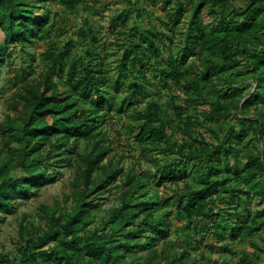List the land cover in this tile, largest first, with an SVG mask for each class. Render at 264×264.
I'll return each mask as SVG.
<instances>
[{
	"label": "trees",
	"instance_id": "obj_1",
	"mask_svg": "<svg viewBox=\"0 0 264 264\" xmlns=\"http://www.w3.org/2000/svg\"><path fill=\"white\" fill-rule=\"evenodd\" d=\"M57 1L69 6L78 2L0 0V68L12 54L11 44L23 45L35 38L47 42L44 56L49 59V68L38 79L22 76L14 100L17 114L8 115L0 128L4 133L14 132L2 140L0 208L11 211L13 201L36 196L52 179L49 167L64 159L58 155L76 151L82 141L89 144L81 156L80 172L87 183L75 193L76 206L67 214L50 216L56 226H22L18 255L13 259L1 255L0 263L259 261V252L236 251L232 242H248L264 250L255 237L264 241V0H189L191 13L178 38L153 22L139 24L137 19L149 12L139 7L135 23L128 29L123 23L118 31L121 37L115 45L120 56L114 68L87 47L83 67L67 74V60L79 40L70 39L62 46L50 38L52 28L57 27L50 4ZM93 7H86L87 13ZM185 13L183 0H175L174 22L183 21ZM92 32L90 25L82 28L81 40L86 42ZM191 55L193 63L188 61ZM174 85L183 100L174 104V117L164 118L167 107L160 98ZM119 97L127 102L119 105ZM128 106H132L128 138L150 154L156 185H178L171 187L170 194L160 195L153 182H144L133 166L120 167L121 157L115 165L111 159V167H104L101 179L91 186L93 173L111 150L106 126ZM192 106L194 110L202 106L212 139L192 128ZM174 121L187 135L181 141L173 137ZM43 141L50 144L46 152ZM155 151L159 154L154 155ZM16 167L25 173L13 175ZM112 184L117 205L101 217L95 229H86L93 218L92 208L98 205L86 198L111 191ZM173 217L183 222L177 228L182 239L175 242L180 254L168 243L161 251L157 248L170 235ZM192 250L199 252L197 260L190 258ZM219 251L238 259L227 262L211 256Z\"/></svg>",
	"mask_w": 264,
	"mask_h": 264
},
{
	"label": "rangeland",
	"instance_id": "obj_2",
	"mask_svg": "<svg viewBox=\"0 0 264 264\" xmlns=\"http://www.w3.org/2000/svg\"><path fill=\"white\" fill-rule=\"evenodd\" d=\"M183 2L187 8V13L183 15V21L175 23L174 18L171 16L175 0H78L75 5L70 6L57 1L50 4V16L57 26L52 28L50 38L52 40L55 39L62 46L70 39L79 40L77 42L79 44L78 47L74 48L67 60L66 74L74 69L83 67L85 64L84 60L87 57L83 50L87 47L99 52L107 67L112 69L116 66L117 57L120 56L118 46L115 45L116 38L121 37L118 31L123 28V23L126 24L127 29L135 23L136 15L134 12L137 8L142 7L149 11L143 13L137 19L139 24H151L153 22L166 34L175 35L178 38L179 30L183 29L187 15L191 13L190 1L183 0ZM92 6L94 7L91 13H87V8ZM118 15H122L124 18L118 19L116 17ZM89 25L93 28V32L88 36L87 41L84 42L81 40L80 31ZM163 38L169 40L168 36L164 35ZM96 39L99 41H96ZM156 40H160V38H156ZM159 47L161 48L163 45L160 44ZM46 48L47 42L37 38L23 45H10L12 54L6 57L0 68V128L5 123L8 115L15 117L17 114L14 100L17 97L19 88L22 87L24 79L22 76L25 75V79L29 81L36 80L49 68V59L44 56ZM192 55L189 57V63L194 62ZM18 72H21V76L17 78ZM148 73L151 75V69H149ZM55 78L57 79V76ZM179 94L178 87L175 85L172 89H168L167 92L162 94L160 99L167 107L166 110H163L164 118L175 116L173 106L183 100L182 97H179ZM125 101L127 102V99L123 97L118 98L119 105ZM132 106H128V110L122 112L121 117L115 116L107 124L106 131L111 143V150L101 163L100 168L93 173L91 186L96 185L101 179L104 167L108 166L111 159L115 165L121 157L120 167L125 170L128 166H133L135 172L143 175L144 182H153L160 195L170 194L172 193L171 187L176 188L178 185L170 184L168 188L163 187V185H156L157 181L152 179L155 164L148 158L150 154L143 152L140 146L134 142V139L128 138L127 129L129 123L132 122V118L129 116ZM140 106L144 107L145 103H141ZM191 112L193 119L192 128L203 134L207 140L212 139L211 133L207 129L210 121L206 119L202 106H197L196 110L192 106ZM186 116L187 114L184 115V117ZM232 122L236 121L232 120ZM16 126L20 127L21 122L16 121ZM173 126L176 128L173 134L174 139L181 141L182 138L187 136L183 130L178 129L175 121ZM13 134V130L4 133L0 129V154L2 153V140L13 136ZM88 145V142L82 141L76 151H67L62 155H58L59 158L64 159L49 167L52 179H49L39 189L36 196L29 200L21 198L13 201L11 211L0 208V256L4 255V258L13 259L18 255V246L22 235L20 228L22 226L30 228L38 224L45 229L54 227L56 223L50 219L52 214H55L56 217L67 214L71 208L78 204L75 193L84 189L87 183L80 172L83 167L81 156L85 153L86 148L89 147ZM42 147L43 152H46L50 149V144L43 141ZM153 153H155L154 155L159 154L156 151ZM3 158L2 154L0 160L2 161ZM11 173L13 175H22L25 171L22 167H16ZM116 182L118 183L119 180L117 179ZM178 184L183 185V180H179ZM110 186L113 188L111 191H105L102 194L93 193L86 198V201L93 199V204H98L96 208H92L94 210L92 211L93 218L91 217L92 221L85 225L86 229H95L101 221V217L105 216L108 210L113 209L117 205L118 202L115 199L116 188H114V184ZM182 223V221L173 217L171 233L157 245L159 251L166 247L168 243L177 254L181 253V249L175 245V242L182 239V235L177 232L178 226ZM255 237L259 243L264 244V241L258 235ZM208 239L205 242H208ZM232 247L239 252L245 250L251 253L256 250L259 252V261L253 259L248 264H264V250L256 249L255 246L248 242H232ZM198 256L199 252L192 250L191 260H197ZM211 256L227 262L237 261L238 259L222 251L211 253ZM0 264H4V262Z\"/></svg>",
	"mask_w": 264,
	"mask_h": 264
}]
</instances>
